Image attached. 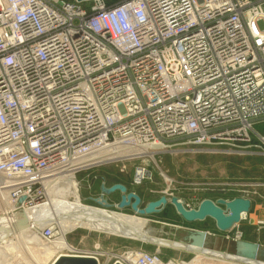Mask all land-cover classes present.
I'll list each match as a JSON object with an SVG mask.
<instances>
[{"label": "built area", "instance_id": "1", "mask_svg": "<svg viewBox=\"0 0 264 264\" xmlns=\"http://www.w3.org/2000/svg\"><path fill=\"white\" fill-rule=\"evenodd\" d=\"M88 3L0 0V175L13 179L0 188L14 212L46 204L66 177L153 157L181 136L264 154V0ZM116 145L146 152L89 160ZM152 175L139 163L132 183ZM231 230L242 239L239 223ZM40 237L55 240L56 223ZM91 252L99 264L185 263L160 248Z\"/></svg>", "mask_w": 264, "mask_h": 264}, {"label": "rangeland", "instance_id": "2", "mask_svg": "<svg viewBox=\"0 0 264 264\" xmlns=\"http://www.w3.org/2000/svg\"><path fill=\"white\" fill-rule=\"evenodd\" d=\"M108 1L110 4H115L120 0ZM84 5H89L88 1H85ZM257 126L261 131L264 129V125L257 124ZM186 139L187 137L181 136L177 140H173V144L175 145L163 148L161 151L155 153L154 157H139L126 160L124 163L122 161L111 162L100 166V169H106V173L111 172L116 177L124 180L125 185L129 186L132 191L137 192L142 197L143 205L150 200L159 198L163 194L169 197L176 195L184 200L185 205L193 208H197L204 198H210L214 201L219 198H250L251 208L247 218L239 222L240 228L244 231V238L264 241V154L261 152L262 149L256 146H249L243 142H233L222 138L203 146L179 143L186 141ZM139 163L150 164L153 175L152 178L146 180L141 185H134L131 178L134 167ZM123 164L126 165L125 172L120 170ZM115 176L112 179H115ZM166 177H169L171 181L169 182ZM77 179L80 181L79 193L82 202L102 207L97 202L91 200L89 202L86 199L91 194L87 187L88 183L85 182L87 181L86 173L81 172V174H77ZM98 183L99 181L96 180L95 185H98ZM1 190L6 191L5 189ZM1 194L0 192V200L5 198ZM69 198L73 199L72 196H69ZM3 208L4 203L0 201V214ZM109 210L148 218L150 221L147 223V227L151 229V232L165 238L188 242V237L193 230H205L210 232L206 236L205 247L229 253H235L236 251V242L228 239V237H232V230H219L216 227L215 220L211 217H206L204 220L186 221L176 211L171 202H168L160 212L147 215L135 213L130 207L125 209L112 207ZM57 221L51 220L45 224L56 223L58 238L61 235L62 227L59 221ZM174 225L178 227L176 228ZM30 233H33V231L26 232V234ZM65 236L69 243L79 251H92L97 245H100L101 251L119 254L128 248L138 249L142 247L148 251H155L157 248H160L165 258H173L186 263L253 264L213 255H201L197 261L195 259L198 257V254L194 251L167 245L159 246L157 243L108 234L82 226L66 232ZM19 242L21 246H26L24 239H20ZM43 245L44 243L41 239L34 243H29V246H32V249L34 248L33 250L40 254H43L41 253ZM20 250L22 251L7 253L6 257L10 259L8 261L9 264H19L20 262V264H28L27 259L30 261V258L27 255V250ZM49 256L44 255L42 258L43 262H47H45L46 264L51 263L50 259L54 255ZM111 262L107 256L101 257L100 264H111ZM30 263L32 264L33 262Z\"/></svg>", "mask_w": 264, "mask_h": 264}, {"label": "bare ground", "instance_id": "3", "mask_svg": "<svg viewBox=\"0 0 264 264\" xmlns=\"http://www.w3.org/2000/svg\"><path fill=\"white\" fill-rule=\"evenodd\" d=\"M129 151L146 152V148L139 147L135 149L134 147L128 148L119 145L111 146L110 148L107 147L99 150L89 160L95 161L112 156L124 155L129 153ZM150 155L153 156L152 153ZM166 179L169 182L171 181L169 177H166ZM11 180L13 179L10 177L0 176V183ZM49 187V199L46 204L37 207H26L22 212L19 210L16 212L13 211L14 207L7 199L8 193L0 188L1 195L3 197L5 196L4 199L0 200L1 203H4L3 211L0 214V264H9L8 261L10 259L6 256L10 253L22 251L20 249L27 250V255L30 258V261L27 259L28 264H31L30 262H33L32 264H46L47 262L45 261V263L42 260L44 255H54L50 259V264L53 263L58 253L91 255L93 252L90 250L76 251V247L69 243L65 236L66 232L78 226L127 238H136L145 242H153L159 246L167 245L184 250H194L198 254V257L195 259L197 261L201 255L220 256L221 254H228L226 251L208 248L205 245L203 247L199 246L197 242H202V240L204 241L207 238L203 234L192 232L195 243L157 236L147 227V223L150 221L148 218L82 202L79 193L80 181L74 176L66 177L59 185H50ZM69 196H72L73 199H70ZM51 220L59 221L62 232L55 240L44 242L40 237V229L46 222ZM21 222L26 223L27 226L22 229L19 228V223ZM28 231H33V233L26 234ZM23 233L25 234L23 235ZM20 239H24L25 247L20 245ZM39 239L44 243L41 247V253L43 254L33 250L34 248L32 249V246H29V243H34ZM99 262L101 263V259H99ZM254 262L256 261L253 260L249 263L255 264ZM184 264H192V262H185Z\"/></svg>", "mask_w": 264, "mask_h": 264}, {"label": "water", "instance_id": "4", "mask_svg": "<svg viewBox=\"0 0 264 264\" xmlns=\"http://www.w3.org/2000/svg\"><path fill=\"white\" fill-rule=\"evenodd\" d=\"M85 2L90 0H78ZM154 147H162V145H154ZM100 195L94 198V201L102 208L116 207L124 209L130 207L135 213L140 215H147L160 212L168 202H171L176 211L186 220H204L206 217H211L215 220L216 227L221 231H230L242 219L244 213H248L251 208V199L247 197H234L232 199L219 198L216 201L210 198L201 200L197 208H189L185 205L183 199L176 195L167 196L161 195L159 198L150 200L146 204H142V197L135 191L129 190L127 185L121 182L114 183L110 186L103 181L100 185ZM119 191L121 193L118 202H110L107 196ZM143 205V206H142ZM26 223H19V228H25ZM198 234L208 236L205 230H193ZM188 242L195 243L192 233L188 237ZM235 253L221 254L220 257L232 259L239 262H254L255 264H264V245L259 242H252L248 240H236ZM206 239L202 242H197L199 246H204ZM194 251V250H190ZM195 252V251H194ZM227 252V251H226ZM53 264H99L98 260L93 255L84 254H64L60 253L54 260ZM113 264H121L119 261Z\"/></svg>", "mask_w": 264, "mask_h": 264}, {"label": "crops", "instance_id": "5", "mask_svg": "<svg viewBox=\"0 0 264 264\" xmlns=\"http://www.w3.org/2000/svg\"><path fill=\"white\" fill-rule=\"evenodd\" d=\"M100 166H103V165H100ZM100 166H95V167H92V168L87 169L85 171H82V172L86 173L87 181H85V182L88 183L87 187L89 188V192L91 193L89 196L86 197L87 201H89V202H90V200L94 201V198L98 197L100 195V192H101L100 191V185H101V183L103 181H105V184L107 186H110V185H112L114 183H117V182H121V183L125 184L124 180H122L121 178L116 177L111 172L110 173H106L107 170L106 169H100ZM80 174H81V172H80ZM114 176L116 178L112 179V177H114ZM96 180L99 181L98 185H95L96 184ZM131 180H132V178H131ZM127 187H128L129 190H132L129 186H127ZM92 190H93V192H92ZM120 196H121V193L119 191H116V192L110 194L109 196H107V199L110 202L116 203V202L119 201ZM239 228H240V223H239ZM242 232H243V236H244V231L242 230ZM243 236H242V239H246V240L252 241V242H259V243L264 245V241H261L259 239H247V238H244Z\"/></svg>", "mask_w": 264, "mask_h": 264}]
</instances>
